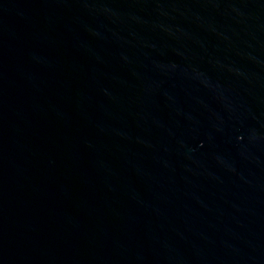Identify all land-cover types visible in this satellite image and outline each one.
<instances>
[{
  "label": "water",
  "instance_id": "obj_1",
  "mask_svg": "<svg viewBox=\"0 0 264 264\" xmlns=\"http://www.w3.org/2000/svg\"><path fill=\"white\" fill-rule=\"evenodd\" d=\"M0 264H264V0H0Z\"/></svg>",
  "mask_w": 264,
  "mask_h": 264
}]
</instances>
